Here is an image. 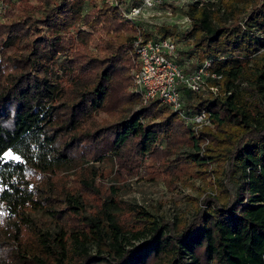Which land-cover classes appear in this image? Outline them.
Wrapping results in <instances>:
<instances>
[{
	"label": "trees",
	"instance_id": "obj_1",
	"mask_svg": "<svg viewBox=\"0 0 264 264\" xmlns=\"http://www.w3.org/2000/svg\"><path fill=\"white\" fill-rule=\"evenodd\" d=\"M110 1L0 0V156H20L0 163V264H264V0L170 6L188 72L220 77L181 90L206 113L196 129L131 92L136 37L177 25L150 31ZM104 162L161 182L177 215L101 197Z\"/></svg>",
	"mask_w": 264,
	"mask_h": 264
},
{
	"label": "built area",
	"instance_id": "obj_2",
	"mask_svg": "<svg viewBox=\"0 0 264 264\" xmlns=\"http://www.w3.org/2000/svg\"><path fill=\"white\" fill-rule=\"evenodd\" d=\"M138 5L122 8L114 0L109 3L118 7L122 17L132 23L146 25L145 16H152L155 11L166 3L181 5V0H135ZM170 16V13H166ZM183 23L189 25V20L182 17ZM176 22L173 25L178 24ZM150 30L151 27L145 26ZM151 31V30H150ZM154 31V30H152ZM133 48L137 55V66L132 73L133 92L139 94L144 103L151 100H159L161 104L168 106L182 122L194 129L209 124L206 113L200 111L187 114L184 108L182 89H188L195 94L206 95V81L208 79L218 80L220 77L210 75L208 68L210 62L206 61L195 70L184 73L176 63L177 47L172 39L144 40L141 36L136 37ZM215 91L214 88H210Z\"/></svg>",
	"mask_w": 264,
	"mask_h": 264
},
{
	"label": "rangeland",
	"instance_id": "obj_3",
	"mask_svg": "<svg viewBox=\"0 0 264 264\" xmlns=\"http://www.w3.org/2000/svg\"><path fill=\"white\" fill-rule=\"evenodd\" d=\"M135 1V0H134ZM191 0H181V5L186 6ZM130 0H122V8H128L132 5ZM174 4L166 3L160 9L155 11L152 16H145L146 26L151 27L150 30H156L160 26H175L176 31L170 39L173 40L177 47L176 61H182L180 68L184 73H189L191 62H186L181 56L182 52H186L191 45V39L184 36L189 29L187 23H183L182 16L178 13L173 14L170 6ZM4 7L0 6V14L3 13ZM170 13V16L166 13ZM146 28V27H145ZM158 37V36H156ZM177 63V62H176ZM178 64V63H177ZM55 75L60 76V71L55 70ZM133 89H131V92ZM98 178L96 180V188L101 197H114L123 202L136 204L144 207L152 213L163 214L167 219L172 220L178 213L173 195L158 180L140 181L137 177L127 176L114 172L107 163H103L98 169ZM205 188L200 182L194 183V188L185 189V193L197 196V190ZM98 197H95L97 202Z\"/></svg>",
	"mask_w": 264,
	"mask_h": 264
},
{
	"label": "snow or ice",
	"instance_id": "obj_4",
	"mask_svg": "<svg viewBox=\"0 0 264 264\" xmlns=\"http://www.w3.org/2000/svg\"><path fill=\"white\" fill-rule=\"evenodd\" d=\"M5 159H10V160H20V156L13 155L12 151H5L3 152V155L0 156V163H3Z\"/></svg>",
	"mask_w": 264,
	"mask_h": 264
}]
</instances>
